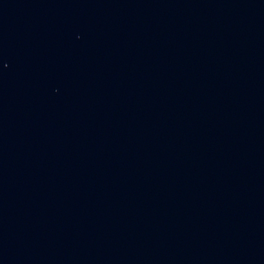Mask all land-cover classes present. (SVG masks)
Returning <instances> with one entry per match:
<instances>
[{"label": "water", "instance_id": "95a60500", "mask_svg": "<svg viewBox=\"0 0 264 264\" xmlns=\"http://www.w3.org/2000/svg\"><path fill=\"white\" fill-rule=\"evenodd\" d=\"M0 264H264V0H0Z\"/></svg>", "mask_w": 264, "mask_h": 264}]
</instances>
